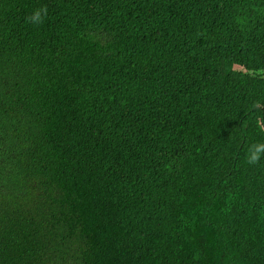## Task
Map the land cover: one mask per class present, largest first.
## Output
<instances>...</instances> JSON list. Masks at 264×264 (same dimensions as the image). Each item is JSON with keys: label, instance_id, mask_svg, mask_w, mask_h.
Here are the masks:
<instances>
[{"label": "trees", "instance_id": "obj_1", "mask_svg": "<svg viewBox=\"0 0 264 264\" xmlns=\"http://www.w3.org/2000/svg\"><path fill=\"white\" fill-rule=\"evenodd\" d=\"M0 264H264V0H0Z\"/></svg>", "mask_w": 264, "mask_h": 264}, {"label": "clouds", "instance_id": "obj_2", "mask_svg": "<svg viewBox=\"0 0 264 264\" xmlns=\"http://www.w3.org/2000/svg\"><path fill=\"white\" fill-rule=\"evenodd\" d=\"M165 57L154 58L150 53L141 52L137 64L128 80L127 97L136 105L134 114L130 116H143L149 124L156 121L158 115L165 109L171 95L170 86L177 81H171L168 74L154 76V67L151 60L156 63L165 61Z\"/></svg>", "mask_w": 264, "mask_h": 264}]
</instances>
